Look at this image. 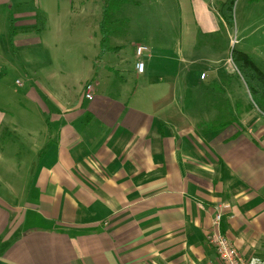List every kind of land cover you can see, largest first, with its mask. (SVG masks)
<instances>
[{
	"label": "crops",
	"instance_id": "0c3cea01",
	"mask_svg": "<svg viewBox=\"0 0 264 264\" xmlns=\"http://www.w3.org/2000/svg\"><path fill=\"white\" fill-rule=\"evenodd\" d=\"M193 1L204 33L220 31L218 9ZM144 54L130 69L101 51L77 97L30 90L44 118L25 128L0 104V264H223L208 241L219 212L220 232L264 259V117L249 89V109L229 87L227 112L210 109L179 96L198 88L181 60L140 73Z\"/></svg>",
	"mask_w": 264,
	"mask_h": 264
},
{
	"label": "rangeland",
	"instance_id": "374dc122",
	"mask_svg": "<svg viewBox=\"0 0 264 264\" xmlns=\"http://www.w3.org/2000/svg\"><path fill=\"white\" fill-rule=\"evenodd\" d=\"M212 1L207 0L210 8L219 9L223 0ZM195 4L193 0H123L109 24V40L103 42L102 0H0V87L4 94L0 104L12 114L10 120L16 116L22 128L25 118L42 121L44 115L31 103L30 90L37 89L42 94L39 98L48 101L53 96L77 97L81 95L79 83L97 70L95 57L103 48L107 50L102 58L111 55L113 62L120 58L131 69L140 44L149 49L142 59L145 69L151 57L156 69L164 63L162 56L181 60L186 83L198 87L179 93L182 99L206 101L210 109L222 103L227 112L225 98L230 93L223 89L229 87L232 99L240 104L245 101L249 109L250 95L232 60V50L248 53L264 71V0H237L234 24L215 16L221 29L215 34L204 33V19H199L203 13ZM260 106L264 109V104ZM252 111L261 115L257 109ZM13 140L8 144L18 143Z\"/></svg>",
	"mask_w": 264,
	"mask_h": 264
},
{
	"label": "trees",
	"instance_id": "16d2710c",
	"mask_svg": "<svg viewBox=\"0 0 264 264\" xmlns=\"http://www.w3.org/2000/svg\"><path fill=\"white\" fill-rule=\"evenodd\" d=\"M103 1V19L101 22V29L103 31V42L109 40L111 35L110 23L112 22L116 10L123 3V0H102ZM237 0H223L218 11L228 25L234 24V7ZM262 1V0H252ZM106 43V42H105ZM107 44V43H106ZM107 50V47H106ZM103 48V52L106 51ZM232 60L240 71L247 88L254 101L260 106L264 104V71L253 61L251 56L243 51L236 49L232 50ZM262 107V106H260Z\"/></svg>",
	"mask_w": 264,
	"mask_h": 264
},
{
	"label": "built area",
	"instance_id": "2783aa9c",
	"mask_svg": "<svg viewBox=\"0 0 264 264\" xmlns=\"http://www.w3.org/2000/svg\"><path fill=\"white\" fill-rule=\"evenodd\" d=\"M148 47L145 45H139L136 49L138 56H141L144 52L148 51ZM136 68L138 72L142 73L145 70V62L138 60L136 62ZM87 97L92 98V87L88 85ZM257 111L264 117V109L258 104L253 102ZM222 218V213L219 212L214 218V228L208 234L209 243L215 248L219 259L223 264H264V259L253 256L246 257L224 234L220 232L219 226Z\"/></svg>",
	"mask_w": 264,
	"mask_h": 264
}]
</instances>
